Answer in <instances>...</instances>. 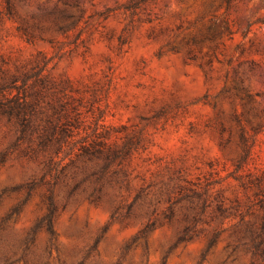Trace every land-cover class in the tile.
Wrapping results in <instances>:
<instances>
[{
    "label": "rangeland",
    "instance_id": "374dc122",
    "mask_svg": "<svg viewBox=\"0 0 264 264\" xmlns=\"http://www.w3.org/2000/svg\"><path fill=\"white\" fill-rule=\"evenodd\" d=\"M0 264H264V0H0Z\"/></svg>",
    "mask_w": 264,
    "mask_h": 264
},
{
    "label": "trees",
    "instance_id": "16d2710c",
    "mask_svg": "<svg viewBox=\"0 0 264 264\" xmlns=\"http://www.w3.org/2000/svg\"><path fill=\"white\" fill-rule=\"evenodd\" d=\"M49 200H51V209H50V215L48 216V221H49V224H50V230L52 232V234H54V231L52 229V221H51V216H52V213H53V210H54V203H53V196H52V193H50V195L48 196Z\"/></svg>",
    "mask_w": 264,
    "mask_h": 264
}]
</instances>
